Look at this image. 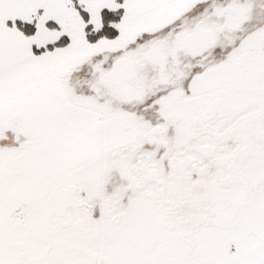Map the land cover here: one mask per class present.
<instances>
[{
  "label": "snow or ice",
  "instance_id": "snow-or-ice-1",
  "mask_svg": "<svg viewBox=\"0 0 264 264\" xmlns=\"http://www.w3.org/2000/svg\"><path fill=\"white\" fill-rule=\"evenodd\" d=\"M0 264H264V0H0Z\"/></svg>",
  "mask_w": 264,
  "mask_h": 264
}]
</instances>
